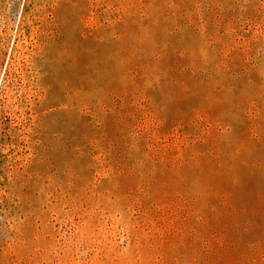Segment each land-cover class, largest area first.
Segmentation results:
<instances>
[{
    "label": "rangeland",
    "instance_id": "374dc122",
    "mask_svg": "<svg viewBox=\"0 0 264 264\" xmlns=\"http://www.w3.org/2000/svg\"><path fill=\"white\" fill-rule=\"evenodd\" d=\"M0 264H264V0H0Z\"/></svg>",
    "mask_w": 264,
    "mask_h": 264
}]
</instances>
